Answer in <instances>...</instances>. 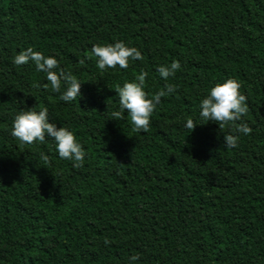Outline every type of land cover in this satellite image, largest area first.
Instances as JSON below:
<instances>
[{
	"label": "trees",
	"instance_id": "obj_1",
	"mask_svg": "<svg viewBox=\"0 0 264 264\" xmlns=\"http://www.w3.org/2000/svg\"><path fill=\"white\" fill-rule=\"evenodd\" d=\"M117 40L144 59L102 72L86 58ZM29 47L70 70L81 95L64 102L33 62L16 66ZM174 60L181 68L163 79L157 68ZM141 70L149 96L176 86L147 132L134 131L127 110L111 119L115 86ZM228 78L247 97L252 128L233 133V148L231 128L199 115ZM32 107L74 133L83 167L50 137L11 135L14 116ZM0 264H264V0H0Z\"/></svg>",
	"mask_w": 264,
	"mask_h": 264
},
{
	"label": "clouds",
	"instance_id": "obj_2",
	"mask_svg": "<svg viewBox=\"0 0 264 264\" xmlns=\"http://www.w3.org/2000/svg\"><path fill=\"white\" fill-rule=\"evenodd\" d=\"M93 57L96 58L97 68L102 72L117 66L126 69L129 67L130 60L144 59L140 50L127 46L122 40H117L115 43L94 44L86 58ZM30 61L35 64L38 72L47 74L48 83L44 85V88L50 87L52 92L60 93V100L72 102L81 95L82 82L70 70L65 71L60 67L59 61L54 56H45L41 51L29 47L13 57V63L16 66L28 64ZM79 63L84 64L85 60H80ZM180 68L179 60H174L170 64L160 65L157 71L163 79L167 80L169 77H174ZM147 76L148 73L141 70L135 75L134 80H126L122 86L117 84L114 88L119 101V110L111 112V119L124 120L125 110H127V117L136 132L149 131L152 114L161 99L176 91L175 85L168 84L149 96L145 90ZM39 86V84L36 85V87ZM240 88V83L234 78L216 83L201 100L199 106V115L203 121L217 123L220 131L226 127L231 128V132H226L224 136V145L227 148L238 146L239 136L233 133L249 135L252 132V128L242 121V117L247 115L249 108L247 97L241 93ZM49 118L47 107L39 111L35 107L22 110L14 116L11 135L23 144H34L37 141L43 143L46 136L50 137L56 142V150L61 159L72 161L73 167L77 169L83 167L86 152L82 144L77 141L71 130L66 127L57 128ZM237 121L241 122L237 124ZM196 126L197 123L193 118L186 119L184 127L193 131ZM41 159L45 165L49 162V157L43 153ZM109 243L110 241L106 238L105 244ZM138 259L139 255L130 257L132 262Z\"/></svg>",
	"mask_w": 264,
	"mask_h": 264
}]
</instances>
